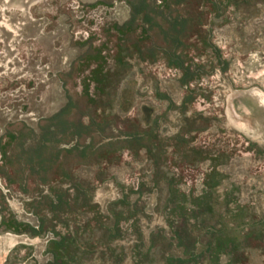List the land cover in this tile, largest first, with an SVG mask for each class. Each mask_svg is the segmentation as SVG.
I'll use <instances>...</instances> for the list:
<instances>
[{"label": "rangeland", "instance_id": "obj_1", "mask_svg": "<svg viewBox=\"0 0 264 264\" xmlns=\"http://www.w3.org/2000/svg\"><path fill=\"white\" fill-rule=\"evenodd\" d=\"M0 264H264V0H0Z\"/></svg>", "mask_w": 264, "mask_h": 264}]
</instances>
